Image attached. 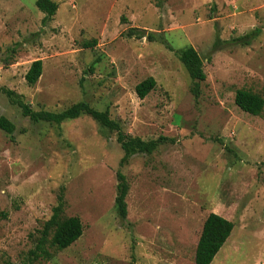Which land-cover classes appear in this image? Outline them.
Segmentation results:
<instances>
[{
	"label": "rangeland",
	"instance_id": "rangeland-1",
	"mask_svg": "<svg viewBox=\"0 0 264 264\" xmlns=\"http://www.w3.org/2000/svg\"><path fill=\"white\" fill-rule=\"evenodd\" d=\"M36 1L0 0V117L15 127L0 130V264H37L29 252L59 196L83 235L42 264H194L210 213L234 226L212 264H264V109L234 104L240 89L264 100V0H51L46 21ZM132 28L146 37H126ZM189 46L206 75L198 99L177 58ZM148 78L156 86L141 100L135 87ZM6 91L34 112L84 102L126 138L167 141L121 164L115 131L87 115L32 122Z\"/></svg>",
	"mask_w": 264,
	"mask_h": 264
},
{
	"label": "trees",
	"instance_id": "trees-1",
	"mask_svg": "<svg viewBox=\"0 0 264 264\" xmlns=\"http://www.w3.org/2000/svg\"><path fill=\"white\" fill-rule=\"evenodd\" d=\"M37 9L45 14L44 20H49L57 11V4L51 0H37ZM125 36L128 38L142 39L145 36V31L139 29H129ZM254 37V34H248L241 37L237 41L243 42V45H248L249 40ZM152 39V35L147 36ZM94 42L86 44L89 48L94 46ZM177 58L186 70L188 76L193 82L191 93L195 99L199 98L200 88L199 83L204 82L206 75L203 71V60L200 58L196 50L189 46L177 53ZM42 74V62L40 60L31 63L26 75L25 81L27 85L34 86ZM156 82L153 78H148L135 87V93L139 99H144L152 90H154ZM7 97L12 99L13 93L6 91ZM13 104L17 105L24 117L29 118L32 122H46L60 125L65 121L75 120L82 115L91 117L94 121L110 131L117 133L116 141L123 151L121 164L126 163L128 158L137 153H153L161 143L167 139L160 137L153 141H143L140 138H126L119 126L112 121L107 112H99L86 103L80 102L60 113L50 112H34L28 105L20 99L13 100ZM234 104L244 113L250 116H261L264 109V100L259 95L253 94L250 91L240 89L235 93ZM14 125L4 117H0V130L6 134H12ZM117 194L115 198V211L121 221H125L127 217L126 196L128 186L125 177L117 174ZM64 200L62 196L58 197L57 205L52 209V215L43 225L41 236L38 239L35 248L29 252V260L31 262L42 264L51 260L52 256L60 251L69 248L77 242L83 235V225L77 217H65ZM6 218V214L0 213V219ZM233 224L223 217L210 213L205 219L202 230L196 245L194 254V264H212L214 258L226 243L233 231Z\"/></svg>",
	"mask_w": 264,
	"mask_h": 264
}]
</instances>
